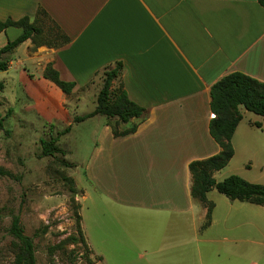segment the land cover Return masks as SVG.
Masks as SVG:
<instances>
[{
  "label": "crops",
  "instance_id": "crops-1",
  "mask_svg": "<svg viewBox=\"0 0 264 264\" xmlns=\"http://www.w3.org/2000/svg\"><path fill=\"white\" fill-rule=\"evenodd\" d=\"M39 14L66 42L33 49L26 39L13 50L21 45L41 76L49 63L60 80L73 82L69 94L59 89L61 105L84 93L97 75L119 63L114 82L144 109L140 121L132 118L117 123L116 128L123 130L138 122L125 135H112L113 118L96 120L99 134L83 171L96 195V200L90 197L96 205L87 216L90 235L96 232L102 239L100 226L107 225L100 218L110 216L108 224L115 226L116 212L148 215L156 226L182 222L199 230L194 226L204 222L206 208L189 195L187 166L219 151L207 127L209 88L234 71L264 82V8L256 0H0V21L23 16L32 21L40 19ZM20 32L13 25L1 30L0 48ZM8 53L1 54L6 60L2 71L10 69ZM71 121L67 120V126ZM248 123L264 130L261 121ZM77 203L85 244L101 259L90 247L88 234L84 238ZM103 204L110 206L109 212ZM227 207L236 209L233 202ZM213 208L214 204L208 225L193 240L216 242L206 236L216 222ZM102 232L115 237L112 231Z\"/></svg>",
  "mask_w": 264,
  "mask_h": 264
},
{
  "label": "rangeland",
  "instance_id": "rangeland-1",
  "mask_svg": "<svg viewBox=\"0 0 264 264\" xmlns=\"http://www.w3.org/2000/svg\"><path fill=\"white\" fill-rule=\"evenodd\" d=\"M39 18L42 38L50 39L56 34L54 28L43 14ZM17 48L8 53L10 69L0 71V264H14L15 240L8 233L14 215L23 233L31 238L36 264H264V206L229 200L215 189L206 193L207 200L213 201L216 220L206 236L216 242L193 240L204 229L202 222L194 231L192 225L182 222L156 226L148 215L132 217L118 212L113 214L115 226L108 224L110 216L100 218L107 225L103 229L100 226L102 239L96 232L91 236L87 216L96 205L90 197L96 200V195L83 171L99 134L96 120H103V116L71 121L70 126L66 122L94 107L102 74L86 86L84 93L67 98L61 105L59 88L42 78L21 45ZM112 85L119 86L117 80ZM239 111L241 119L230 138L232 156L212 177L218 181L234 174L264 184V130L248 123L264 121L242 107ZM66 127L68 130L61 133ZM49 139L55 140L57 148L52 156L41 153L40 140ZM63 177L74 183L77 192L72 199ZM81 187L85 198L80 196ZM76 197L84 238L88 234L90 247L102 255L101 259L90 253L84 239L83 243L54 247L69 235L75 236L71 214L78 204ZM231 202L236 209H228ZM102 206L109 212L108 204ZM102 231H112L115 237H107ZM222 236L227 240L222 241Z\"/></svg>",
  "mask_w": 264,
  "mask_h": 264
},
{
  "label": "trees",
  "instance_id": "trees-1",
  "mask_svg": "<svg viewBox=\"0 0 264 264\" xmlns=\"http://www.w3.org/2000/svg\"><path fill=\"white\" fill-rule=\"evenodd\" d=\"M264 8V0H256ZM13 25L19 27L21 32L13 40L7 41L0 48V70L6 69V60L1 58V54L11 52L17 45L26 39L30 40L32 46L45 44L49 47H56L66 42V38L54 34L50 39L43 37L40 19L34 18L29 21L27 16L17 20L5 19L0 21V31L5 27ZM120 70V64L102 72L101 86L95 97V106L87 114L73 117V122H79L92 115H101L106 118H113L114 124L111 126L113 136L125 135L135 130L138 122L130 124L123 130H118V122L124 123L129 119L141 120L144 117V109L129 100L120 86L113 88V81L117 78ZM42 77L53 82L63 93L69 94L73 87V82H67L58 78L57 72L47 63L42 69ZM239 107L244 110L259 115L264 120V82L258 81L241 72H230L211 84L209 88V109L213 114L208 122V133L219 147L216 154L200 160H193L188 163V172L190 175L189 195L191 199L200 202L205 206V220L202 223L204 228L208 225L212 202L207 200L206 193L215 189L218 193L224 195L229 200H238L242 202L253 203L264 206V184L251 183L241 177L231 174L221 180L216 181L212 173L221 169L232 156V147L230 138L241 119ZM258 126L256 122L252 123ZM1 126V119H0ZM68 127L61 133H65ZM55 140H40L41 153L52 156L57 151L54 145ZM68 181V188L71 193V199L77 192L71 178H65ZM73 201V200H71ZM74 203V202H72ZM78 204H74L72 214L75 236L69 235L60 244L54 247H61L63 244L79 242L83 243L80 230V216L78 214ZM8 233L15 240L14 264H36L33 254V244L31 238L25 235L19 223L18 216L11 217ZM85 255L88 254L84 250Z\"/></svg>",
  "mask_w": 264,
  "mask_h": 264
},
{
  "label": "built area",
  "instance_id": "built-area-1",
  "mask_svg": "<svg viewBox=\"0 0 264 264\" xmlns=\"http://www.w3.org/2000/svg\"><path fill=\"white\" fill-rule=\"evenodd\" d=\"M210 117H211V118L213 117V114H212V113L210 114ZM55 214H56V213H55ZM55 214H54V216H55ZM56 219H57V218H56Z\"/></svg>",
  "mask_w": 264,
  "mask_h": 264
}]
</instances>
